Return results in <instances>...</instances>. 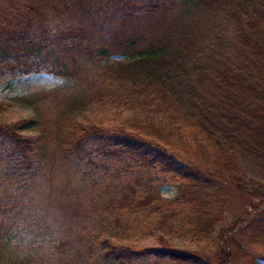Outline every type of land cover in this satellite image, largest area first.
<instances>
[{"label":"trees","instance_id":"16d2710c","mask_svg":"<svg viewBox=\"0 0 264 264\" xmlns=\"http://www.w3.org/2000/svg\"><path fill=\"white\" fill-rule=\"evenodd\" d=\"M44 69L65 81L22 99L37 116L8 122L0 103V246L42 244L19 264L79 253L109 218L146 217L162 241L203 242L223 229L230 186L257 193L240 173L264 165V0H0V78ZM92 107L138 119L83 121ZM166 185L175 198L161 195ZM251 226L260 246L264 220ZM102 245L116 264L264 262L234 241L215 258Z\"/></svg>","mask_w":264,"mask_h":264},{"label":"rangeland","instance_id":"374dc122","mask_svg":"<svg viewBox=\"0 0 264 264\" xmlns=\"http://www.w3.org/2000/svg\"><path fill=\"white\" fill-rule=\"evenodd\" d=\"M200 19L204 20L203 14ZM207 24L212 28L214 26V19H210L205 23V26H207ZM222 28L223 22L220 20L218 29ZM115 60H123V57L115 56L112 58V61ZM64 81L65 80L59 75L48 72L45 69L41 72H32L25 75H4L0 78V103H6L9 106V110L4 115H1V117L12 123L24 118L37 116V112L25 104L22 99L34 92L58 86ZM80 118L83 121L88 118L90 122H100L104 125L121 123L126 127L131 126L132 123L138 119L136 113L130 110L126 109L122 111L121 109L112 107L88 108L86 111L80 113ZM40 120L44 121L45 118L40 117ZM24 133L32 136V134H36V131L26 130ZM201 157L206 159L208 164H213L208 151H204ZM248 166L250 169L247 172L243 170L240 173L242 181L245 183L258 184L256 189L257 193L250 200L249 197L251 193H245L247 194L246 196L233 188V186H230L227 195L229 205L224 213L225 221L223 223V229L215 233L209 240L197 243V241L190 240V237L187 235L183 236L174 233L172 234L174 239L170 238V243H168L166 242V238H163V241L159 239V235L155 230L149 233L146 224L150 225L151 222L145 224V221L148 219L146 217L139 219L144 220L142 224L137 222L135 218L127 216L123 219L121 226H115L113 219L109 218L111 224L107 223L104 227L98 225L97 228L89 229L85 232V240H83L79 253L73 251V254L70 255L63 254L65 256L61 255V253H54L49 257L46 264H116L110 261L109 258L102 256V241L106 238L114 244L129 245L134 248H146L168 244L176 246L177 248L191 250L200 247L203 248L206 254H212L213 258H215L216 254H213L214 250H223L227 245L232 247V241H234L238 245L242 244L247 250L258 254L260 257L264 255V240H262V244L258 246L254 243V240L249 237L252 236L251 234L253 231L251 224H255L260 218L264 220V214H259V210L264 208V165ZM161 195L165 198L173 199L178 195V192L175 186L166 185L162 188ZM262 195L263 197H261ZM257 207L259 208L256 209ZM125 220H129L131 222L129 223L130 225H128ZM219 235L222 236L219 237ZM41 246L42 244H38L36 247H32L29 244L19 246L14 242H11L10 245L6 247L0 246V264H19L23 261L22 258L24 255L34 253ZM42 250H44V248ZM234 260L236 264H241L244 261L242 257L234 258ZM259 262L260 264H264V262ZM227 263L228 260L224 263L223 261L212 259L208 264Z\"/></svg>","mask_w":264,"mask_h":264}]
</instances>
